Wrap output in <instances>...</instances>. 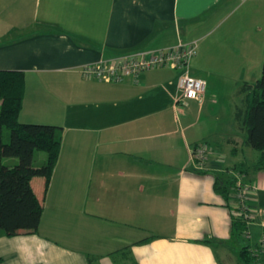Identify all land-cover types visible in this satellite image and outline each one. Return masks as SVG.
<instances>
[{"label": "crops", "instance_id": "crops-1", "mask_svg": "<svg viewBox=\"0 0 264 264\" xmlns=\"http://www.w3.org/2000/svg\"><path fill=\"white\" fill-rule=\"evenodd\" d=\"M193 39L200 102H176L179 70L168 65L120 81L79 70ZM263 45L264 0H0V69L24 72L18 119L62 127L47 187L30 180L37 231L1 234L0 264H245L241 247L258 251L264 231V166L233 108L238 85L260 76ZM236 168L256 185L258 211L241 238L214 189ZM256 254L251 264H264Z\"/></svg>", "mask_w": 264, "mask_h": 264}, {"label": "trees", "instance_id": "trees-1", "mask_svg": "<svg viewBox=\"0 0 264 264\" xmlns=\"http://www.w3.org/2000/svg\"><path fill=\"white\" fill-rule=\"evenodd\" d=\"M23 92L24 72L0 69V235L37 231L43 205L30 180L33 176H42L44 188L47 187L62 137V127L59 125L19 121ZM235 94L241 95V98L233 108L234 121L245 134V144L260 153L257 167H263L264 54L260 76L254 81H242ZM4 128L8 129L7 140H4ZM35 150L45 152V159L40 165L33 164ZM4 155L15 156L17 161L5 164L2 162ZM230 184L231 178L216 176L214 189L226 199ZM231 223L232 234L241 238L246 227L244 222L232 216ZM248 250L245 244L239 251L245 264H251L254 258Z\"/></svg>", "mask_w": 264, "mask_h": 264}, {"label": "built area", "instance_id": "built-area-1", "mask_svg": "<svg viewBox=\"0 0 264 264\" xmlns=\"http://www.w3.org/2000/svg\"><path fill=\"white\" fill-rule=\"evenodd\" d=\"M196 51V39L185 42L179 41L177 44L168 47L115 54L95 62L82 64L79 70L86 78H95L100 81H120L126 76L137 78L140 73L147 69L168 65L179 70L176 102L186 103L190 99L200 102L206 90V80L189 72V62ZM207 157L208 146L205 143L196 145L191 151V158L198 167L205 163ZM229 173L231 184L226 203L232 216L240 219L247 226L256 218L258 213L252 205V193L255 191L256 185L250 182L243 170L239 168L232 169ZM260 224L264 228V209L260 212ZM245 229L242 236L248 237ZM258 246V251L264 249V231ZM255 249L250 248V253L257 255L258 251Z\"/></svg>", "mask_w": 264, "mask_h": 264}, {"label": "rangeland", "instance_id": "rangeland-1", "mask_svg": "<svg viewBox=\"0 0 264 264\" xmlns=\"http://www.w3.org/2000/svg\"><path fill=\"white\" fill-rule=\"evenodd\" d=\"M263 54H264V45H263V52H262V59H263ZM8 134V129L7 128H4V140H7V135ZM7 135V136H6ZM35 152V155L36 156H33V164L34 165H40L41 163H43V161H41V159H40V157L42 156V155H45V152L43 151V150H35L34 151ZM39 155V156H38ZM12 160H15V161H17V157H15V156H3V158H2V162L3 163H5V164H13L12 163ZM244 241V240H243ZM243 241L241 242V244L243 243ZM250 250V249H249ZM248 250V251H249ZM250 252V251H249ZM250 255L252 256V257H254L255 255H253V254H251L250 253ZM255 258V257H254Z\"/></svg>", "mask_w": 264, "mask_h": 264}]
</instances>
